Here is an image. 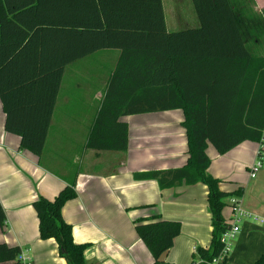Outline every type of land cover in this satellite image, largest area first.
Segmentation results:
<instances>
[{
  "label": "trees",
  "instance_id": "16d2710c",
  "mask_svg": "<svg viewBox=\"0 0 264 264\" xmlns=\"http://www.w3.org/2000/svg\"><path fill=\"white\" fill-rule=\"evenodd\" d=\"M193 3L200 25L168 31L162 0H0V100L5 131L20 137L21 149L40 155L65 66L118 49L85 146L125 150L128 125L121 117L182 110L185 165L135 176L155 179L160 189L183 182L207 186L210 243L197 247L201 261L193 262L206 264L220 253L229 226L223 207L242 194V187L220 189V180L207 171V144L222 154L244 140H264V52H255L264 43V8L255 12L252 0ZM54 4H63L62 12ZM75 196L71 183L52 199L32 201L39 237L54 239L67 264H91L83 256L86 244L74 241L62 218L63 205ZM5 221L0 204V225ZM134 228L152 264H165L162 256L180 222L139 218ZM20 253L0 242V264H21ZM253 264H264V252Z\"/></svg>",
  "mask_w": 264,
  "mask_h": 264
},
{
  "label": "crops",
  "instance_id": "0c3cea01",
  "mask_svg": "<svg viewBox=\"0 0 264 264\" xmlns=\"http://www.w3.org/2000/svg\"><path fill=\"white\" fill-rule=\"evenodd\" d=\"M175 1L174 5H179L180 0ZM190 1L196 20L178 16L184 28L200 25ZM54 5L55 12H62L63 4ZM263 8L264 0H252L255 12ZM260 44L255 52H264V43ZM118 55V49H102L65 66L40 155L21 149L20 137L5 131L0 100V204L6 215L0 225V242L18 246L30 264H67L54 239L39 237L32 201L39 196L52 199L71 183L76 196L63 205L62 218L71 225L74 241L86 244L83 256L88 263L152 264V255L134 228L139 218L180 222L179 234L162 256L165 264H191L197 247L210 243L204 183L183 182L160 189L155 179L135 176L185 165L187 140L182 110L121 117L128 125L125 150L85 146ZM260 152L262 166L250 177V167ZM206 154L210 159L207 171L220 180V189L242 187L240 206L250 213L240 222L223 264H253L264 252V224L258 221L264 219V140H244L222 154L208 143ZM230 214L229 205H225V220Z\"/></svg>",
  "mask_w": 264,
  "mask_h": 264
},
{
  "label": "built area",
  "instance_id": "2783aa9c",
  "mask_svg": "<svg viewBox=\"0 0 264 264\" xmlns=\"http://www.w3.org/2000/svg\"><path fill=\"white\" fill-rule=\"evenodd\" d=\"M261 155L262 154L260 152L256 161L251 165L249 170L250 177H254L258 169H260V167L262 166ZM229 207L231 210V214L229 219L226 220L229 226L227 229H225L220 238L221 242L223 243L222 249L217 256L206 262V264H221L224 262V260H226L227 254L231 249V243L239 231L240 222L242 221V219L250 216V213L240 206V199L238 197L230 198ZM258 221L264 224V219L261 218L258 219ZM19 259L21 264H30L29 258L25 256L22 251L19 255ZM198 261H201V259Z\"/></svg>",
  "mask_w": 264,
  "mask_h": 264
},
{
  "label": "rangeland",
  "instance_id": "374dc122",
  "mask_svg": "<svg viewBox=\"0 0 264 264\" xmlns=\"http://www.w3.org/2000/svg\"><path fill=\"white\" fill-rule=\"evenodd\" d=\"M175 0H163L164 15L166 20V26L169 31L178 30L182 27L179 25L177 17L182 16L181 19L193 21L196 20V15L193 10V6L190 0H180L179 5H174ZM95 70V67H94ZM233 243V241H232ZM231 243V248H232ZM198 260L197 255L192 258L191 264Z\"/></svg>",
  "mask_w": 264,
  "mask_h": 264
}]
</instances>
